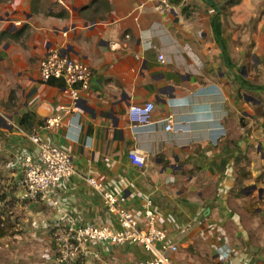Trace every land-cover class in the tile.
<instances>
[{
  "label": "crops",
  "instance_id": "0c3cea01",
  "mask_svg": "<svg viewBox=\"0 0 264 264\" xmlns=\"http://www.w3.org/2000/svg\"><path fill=\"white\" fill-rule=\"evenodd\" d=\"M262 1L223 9L222 0H172L162 10L154 0H0L2 227L29 224L28 237L46 230L56 248L51 224L65 215L110 223L103 197L85 180L95 175L135 213L153 199L179 246L168 252L176 263L264 264ZM53 48L93 70L72 112L61 109L71 105L64 81L39 75ZM146 101L155 102L153 122L135 132L130 106ZM29 112L41 121L33 132L19 123ZM171 113L174 128L166 129ZM33 134L67 147L77 167L45 202L27 198L19 182L22 156L38 153ZM133 149L147 154L145 168L131 161ZM17 209L29 223L18 222ZM94 249L96 264L149 256L135 243Z\"/></svg>",
  "mask_w": 264,
  "mask_h": 264
},
{
  "label": "built area",
  "instance_id": "2783aa9c",
  "mask_svg": "<svg viewBox=\"0 0 264 264\" xmlns=\"http://www.w3.org/2000/svg\"><path fill=\"white\" fill-rule=\"evenodd\" d=\"M154 1L162 10L173 5L172 0ZM158 58L165 61L163 53H158ZM39 75L43 81L52 78L64 81V91L70 97L71 105H61V109L72 112L79 109L82 95L89 91L93 70L87 62L74 58L61 48H53L42 59ZM154 109L153 101L130 106L129 116L135 132L152 124ZM166 122V129L174 128L173 113L167 116ZM58 124L57 117L47 122L48 126ZM33 138L38 144V153L22 156L23 174L19 182L27 198L45 202L54 188L77 172V167L67 147L36 134H33ZM130 159L139 168L147 165V154L140 150H131ZM85 180L101 194L113 220L110 223H78L77 218L65 215L60 222L51 224L57 264H96L99 253L94 248L101 243L111 247L127 243L141 245L149 256L133 264H178L168 252L178 251L179 246L171 240L163 224V215L151 197L146 199L142 212L135 213L123 204L116 186L107 184L95 175H88Z\"/></svg>",
  "mask_w": 264,
  "mask_h": 264
},
{
  "label": "rangeland",
  "instance_id": "374dc122",
  "mask_svg": "<svg viewBox=\"0 0 264 264\" xmlns=\"http://www.w3.org/2000/svg\"><path fill=\"white\" fill-rule=\"evenodd\" d=\"M261 5V14H264V0ZM5 184L6 182L0 181V215L2 214L4 218H6L5 212L7 209L5 204L8 201H6V198L2 199L1 197L5 194L3 193ZM17 212L18 222H30L23 210L17 209ZM14 214L9 213V215ZM28 226L29 224H9L5 226L6 228H3L9 234L5 236V239H0V258L10 256V260L8 262L4 261V264H51V261L52 264H56L57 250L51 245L46 230L40 229L36 237H28L25 236L29 229ZM17 232L22 233L23 236L16 238Z\"/></svg>",
  "mask_w": 264,
  "mask_h": 264
},
{
  "label": "trees",
  "instance_id": "16d2710c",
  "mask_svg": "<svg viewBox=\"0 0 264 264\" xmlns=\"http://www.w3.org/2000/svg\"><path fill=\"white\" fill-rule=\"evenodd\" d=\"M222 1H223V5H222L223 9L231 7L237 2H239V0H222ZM19 123L21 128L29 132H33L37 128V126L41 124V121L40 119L37 118V115L35 113L29 112L21 118ZM1 198L3 199V196ZM3 234H4V230L2 227V218L0 216V236H2Z\"/></svg>",
  "mask_w": 264,
  "mask_h": 264
}]
</instances>
